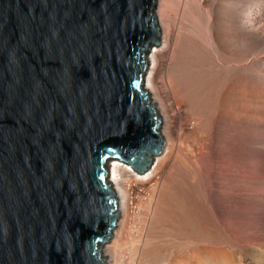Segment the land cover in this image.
I'll list each match as a JSON object with an SVG mask.
<instances>
[{
    "label": "water",
    "instance_id": "95a60500",
    "mask_svg": "<svg viewBox=\"0 0 264 264\" xmlns=\"http://www.w3.org/2000/svg\"><path fill=\"white\" fill-rule=\"evenodd\" d=\"M157 0H0V264H102L110 162L164 149L146 88Z\"/></svg>",
    "mask_w": 264,
    "mask_h": 264
},
{
    "label": "bare ground",
    "instance_id": "6f19581e",
    "mask_svg": "<svg viewBox=\"0 0 264 264\" xmlns=\"http://www.w3.org/2000/svg\"><path fill=\"white\" fill-rule=\"evenodd\" d=\"M146 88L164 149L110 162L102 264H264V0H157Z\"/></svg>",
    "mask_w": 264,
    "mask_h": 264
}]
</instances>
